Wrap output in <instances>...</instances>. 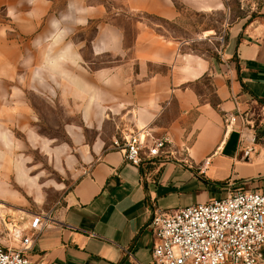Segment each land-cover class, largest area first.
<instances>
[{
  "label": "crops",
  "instance_id": "crops-1",
  "mask_svg": "<svg viewBox=\"0 0 264 264\" xmlns=\"http://www.w3.org/2000/svg\"><path fill=\"white\" fill-rule=\"evenodd\" d=\"M250 1L254 16L229 30L215 62L180 56L149 22L134 23L126 42L92 0H0V87H12L10 104L0 97V145L6 126L33 133L38 98L66 97L74 120L64 132L83 163L58 205L23 222L49 217L27 252L33 262L152 264L153 213L264 194V0ZM129 6L173 14L168 0ZM89 25L94 35L79 37ZM141 133L170 144L134 166L112 142Z\"/></svg>",
  "mask_w": 264,
  "mask_h": 264
},
{
  "label": "rangeland",
  "instance_id": "rangeland-1",
  "mask_svg": "<svg viewBox=\"0 0 264 264\" xmlns=\"http://www.w3.org/2000/svg\"><path fill=\"white\" fill-rule=\"evenodd\" d=\"M92 1L106 8L113 24L125 32L128 43L134 23L149 22L177 43L180 56L191 55L197 60L215 62L220 60L229 30L235 24L248 21L255 13L250 0H168L173 10L170 19L130 10V0ZM94 32V25H89L78 36L89 39ZM11 91L12 87H0L5 105L11 103ZM50 99L44 103L38 98L35 108L39 117L33 127H28L33 133L5 127V139L0 145V242L6 246H12L8 239L11 228L22 227L27 217L62 201L83 165L77 152L69 149L72 145L64 132V124L74 120L67 117L72 105L66 97ZM244 137L251 140L247 127ZM115 140L121 141L122 136ZM62 144L65 149L57 155L56 148Z\"/></svg>",
  "mask_w": 264,
  "mask_h": 264
},
{
  "label": "built area",
  "instance_id": "built-area-1",
  "mask_svg": "<svg viewBox=\"0 0 264 264\" xmlns=\"http://www.w3.org/2000/svg\"><path fill=\"white\" fill-rule=\"evenodd\" d=\"M233 121L226 120V129ZM146 138L145 133L122 137L112 148L139 166L170 144L165 138L149 144ZM48 223L47 215H37L25 229L11 228L8 239L17 246L0 242V264H38L27 252ZM150 227L152 264H264V194L260 192L237 190L221 199L153 213Z\"/></svg>",
  "mask_w": 264,
  "mask_h": 264
}]
</instances>
